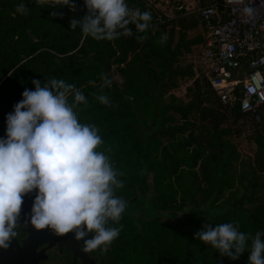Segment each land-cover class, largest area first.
<instances>
[{
    "label": "trees",
    "instance_id": "trees-1",
    "mask_svg": "<svg viewBox=\"0 0 264 264\" xmlns=\"http://www.w3.org/2000/svg\"><path fill=\"white\" fill-rule=\"evenodd\" d=\"M126 2L150 12L143 0ZM20 3L27 14L16 13ZM73 3L75 10L0 0V138L23 91L34 90L32 80L74 83L88 101L78 106V118L99 129L104 147L98 150L111 148L107 154L123 173L116 195L130 203L119 224L110 222L122 230L106 263L249 264L248 251L232 260L195 238L205 225L236 221L252 237L264 231V121L258 124L239 105L224 106L203 67L179 64L192 47L200 49L202 37L187 38L199 21L159 24L150 12L144 33L130 25V37L97 41L71 30L70 21L87 14L84 0ZM102 74L112 81L103 90ZM188 77L193 82L184 102L172 93ZM98 95H107L110 106ZM248 129L256 151L244 160L235 137Z\"/></svg>",
    "mask_w": 264,
    "mask_h": 264
},
{
    "label": "clouds",
    "instance_id": "clouds-1",
    "mask_svg": "<svg viewBox=\"0 0 264 264\" xmlns=\"http://www.w3.org/2000/svg\"><path fill=\"white\" fill-rule=\"evenodd\" d=\"M84 3L87 14L82 20L72 19L70 28H79L97 41L130 37V25H135L139 33L151 25L152 14L129 7L126 0ZM36 4L41 8H76L73 0H36ZM27 12L26 4L16 6V13ZM242 14L251 19L256 10L245 5ZM136 38L142 41L145 37ZM166 39L162 36L160 43ZM102 80V90L111 86L107 76L102 74ZM32 83L34 90L25 89L22 100L7 114L6 137L0 138V248H9L18 236L24 197L35 193L31 225L51 229L57 235L74 233L77 241L83 240L85 252H107L122 230V226H110V222L119 224L126 209V201L116 195V190L123 187L118 178L123 173L107 154L112 151L110 147L98 150L104 147L99 129L80 122L76 110L88 101L74 83L58 78ZM69 97H73L71 102ZM96 99L110 106L107 95ZM195 238L221 256L238 260L248 251L249 264H264V231L252 237L240 231L238 221L205 225Z\"/></svg>",
    "mask_w": 264,
    "mask_h": 264
},
{
    "label": "built area",
    "instance_id": "built-area-1",
    "mask_svg": "<svg viewBox=\"0 0 264 264\" xmlns=\"http://www.w3.org/2000/svg\"><path fill=\"white\" fill-rule=\"evenodd\" d=\"M159 24L196 18L202 28L200 58L224 106L239 105L264 121V0H143ZM255 8L254 18L242 8Z\"/></svg>",
    "mask_w": 264,
    "mask_h": 264
},
{
    "label": "flooded vegetation",
    "instance_id": "flooded-vegetation-1",
    "mask_svg": "<svg viewBox=\"0 0 264 264\" xmlns=\"http://www.w3.org/2000/svg\"><path fill=\"white\" fill-rule=\"evenodd\" d=\"M35 193L24 197L18 236L9 248H0V264H107L110 253L94 250L85 252L83 240L74 233L57 235L51 229H37L29 222Z\"/></svg>",
    "mask_w": 264,
    "mask_h": 264
},
{
    "label": "rangeland",
    "instance_id": "rangeland-1",
    "mask_svg": "<svg viewBox=\"0 0 264 264\" xmlns=\"http://www.w3.org/2000/svg\"><path fill=\"white\" fill-rule=\"evenodd\" d=\"M197 36L202 37V28L198 26L196 29L190 31L188 33V40H191ZM178 38V35L176 37V40ZM199 46L192 47V52L189 54H186L184 57L180 59L179 64L182 67H189L190 65L194 66L195 71H198L203 67V62L199 56ZM113 78L117 83H120L119 77L116 73H113ZM193 80L188 77L184 79H179V86L173 91V95L179 98L180 100L184 102H188L190 100V96L188 93V88L191 86ZM241 124V123H239ZM245 129H247L245 127ZM252 138V130H245L242 135L235 137V142L238 146V149L241 153V157L244 160H248L250 158H253L254 153L256 151V145L251 141Z\"/></svg>",
    "mask_w": 264,
    "mask_h": 264
},
{
    "label": "water",
    "instance_id": "water-1",
    "mask_svg": "<svg viewBox=\"0 0 264 264\" xmlns=\"http://www.w3.org/2000/svg\"><path fill=\"white\" fill-rule=\"evenodd\" d=\"M129 206H130V203H127L126 204V209H125V212L127 211V209L129 208ZM87 238H90V237H87Z\"/></svg>",
    "mask_w": 264,
    "mask_h": 264
}]
</instances>
